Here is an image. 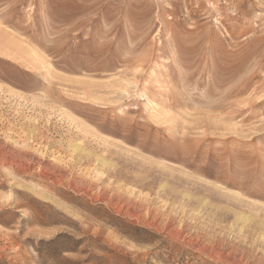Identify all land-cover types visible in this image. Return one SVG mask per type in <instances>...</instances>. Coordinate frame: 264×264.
I'll return each mask as SVG.
<instances>
[{
  "label": "rangeland",
  "instance_id": "obj_1",
  "mask_svg": "<svg viewBox=\"0 0 264 264\" xmlns=\"http://www.w3.org/2000/svg\"><path fill=\"white\" fill-rule=\"evenodd\" d=\"M0 264H264V0H0Z\"/></svg>",
  "mask_w": 264,
  "mask_h": 264
}]
</instances>
